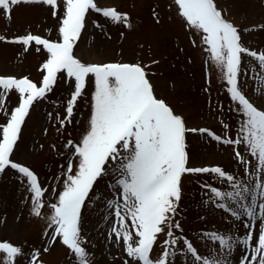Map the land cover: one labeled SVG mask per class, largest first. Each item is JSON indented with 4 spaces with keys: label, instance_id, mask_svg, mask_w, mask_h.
Listing matches in <instances>:
<instances>
[{
    "label": "snow or ice",
    "instance_id": "1",
    "mask_svg": "<svg viewBox=\"0 0 264 264\" xmlns=\"http://www.w3.org/2000/svg\"><path fill=\"white\" fill-rule=\"evenodd\" d=\"M30 2L49 6L51 15L58 20V35L56 39L31 31L0 35V39L20 44L25 51L33 46L37 51L46 50L38 80L28 74H0V110L6 112V120L0 122V175L8 169L15 170L28 188L31 213L45 217L41 235L46 242L26 247L27 241L0 239V264H18L19 260L23 264H49L44 254L57 244L68 249L75 264H91L85 246L88 237L83 232L84 210L101 199L111 210L110 215L114 214L108 236L117 246L116 255L121 256L123 264H264V107L257 106L241 88V73L247 72L242 66V54H250L264 68V51L243 45L238 25L225 17L215 0H174L181 22L193 34L201 33L202 43L209 46L210 62L219 68L223 86L240 114L235 136H221L207 127L189 128L183 114L157 94L151 75L158 59H149V68L142 62L118 59L85 62L74 54V45L91 11L108 22L131 27L129 12L115 5L100 6L96 0H0V7L10 18L14 6ZM168 7L172 9L173 5ZM152 16L160 22L157 10ZM92 23L101 27L100 19ZM192 43L196 44V39ZM61 72L72 89L64 114H55L58 129L72 123L78 98L93 78L94 91L85 130L76 139L70 138L71 134L61 138L67 155L66 164L60 166V178L50 186H42L38 173L14 159L13 153L30 110L48 98ZM208 77L210 85V73ZM258 79L257 91L264 87V77ZM11 90L18 93L19 100L8 111L4 100ZM47 116L52 119L53 113ZM224 127L228 129L229 125ZM188 132L205 133L234 145V158L244 174L237 175L220 164L189 166ZM51 147L57 149L56 144ZM57 151L65 156V152ZM186 173H211V179L224 180L227 185L222 188L201 181L211 193L207 200L215 202L232 223L230 234L225 230H201L204 242L211 241L218 248L212 255L199 252L177 219ZM100 181L104 182L103 190H97ZM46 192L52 196L47 202L48 213ZM237 222L245 229L242 234ZM161 234L163 240H159ZM158 241L162 252L153 257ZM237 249L241 251L239 257L235 256Z\"/></svg>",
    "mask_w": 264,
    "mask_h": 264
},
{
    "label": "rangeland",
    "instance_id": "2",
    "mask_svg": "<svg viewBox=\"0 0 264 264\" xmlns=\"http://www.w3.org/2000/svg\"><path fill=\"white\" fill-rule=\"evenodd\" d=\"M96 2L100 6L115 5L119 10L129 12L132 26L108 22L95 11H91L86 18L82 34L74 45L75 55L85 62L118 59L142 62L149 68L152 66L148 65V60L158 59L156 71L151 75L156 92L167 98L176 111L183 114L187 126L207 127L221 136H235L240 114L235 111L223 86L219 68L210 62L207 51L209 46L202 43L201 33L193 34L187 25L181 22L175 12L174 0ZM215 2L225 17L238 25L243 45L252 50L264 51V0ZM169 4L173 5L172 9L168 7ZM153 10L160 14V22H156L152 16ZM93 19H100V28L93 25ZM57 24V18L51 15L49 6L45 4L21 3L12 8L10 18L0 7V35L11 36L31 31L45 35L46 38L56 39ZM193 39H196V44L192 43ZM45 54L46 50L37 51L33 46L25 51L20 44L0 39V74H28L30 78L38 80L41 76L39 64ZM242 66L247 69L246 73H241L242 90L257 106L264 107V87L257 91L258 78L264 77V68L250 54H242ZM71 89L72 84L66 74L61 72L48 98L41 99L30 110L13 153L14 159L31 166L38 173L42 186H50L54 179H59L60 166L66 164L67 152L63 148L61 138H68V134H71L70 138L76 139L87 126L94 78L89 79L84 93L78 98L72 123L58 129L55 114H64L65 101L69 98ZM18 100V93L11 90L4 100L7 110L10 111ZM57 100L59 104L56 103ZM221 104L223 107H220ZM48 112L53 113L52 119L47 116ZM5 120L6 112L0 110V122ZM225 124L229 125L228 129L224 127ZM45 128L48 129L47 132L44 131ZM186 139L189 166L220 164L237 175L244 174L243 168L234 158V145L224 144L205 133L188 132ZM52 144H56L57 149L65 152V156L58 154L57 149L51 147ZM248 158L255 159L251 156ZM211 176V173L184 174L183 195L177 213V219L183 225L185 234L193 239L201 254L209 255L217 252L218 248L211 241L204 242L201 230H225V234H230L228 230L232 228L226 213L217 208L215 202L207 200L211 193L203 188L201 181L222 188L227 187L224 180H213ZM96 187L97 190H103L104 182L100 181ZM51 199L50 192H46V213L50 210L47 202ZM93 200H97V197L93 196ZM30 209L28 188L22 184L15 170L8 169L0 175V239L15 243L27 241L26 247L46 242V238L41 235L45 217L33 215ZM110 211L102 199L84 210L83 232L88 237L85 246L91 264H123L121 256L116 255L117 246L108 236L114 222V214L110 215ZM237 227L241 234L245 231L240 222H237ZM163 239L164 234H161L159 240ZM161 252L162 245L158 241L151 255L157 257ZM240 255L241 251L237 249L235 256ZM44 256L49 264H75L68 249L60 244ZM18 264H23V261L19 260Z\"/></svg>",
    "mask_w": 264,
    "mask_h": 264
}]
</instances>
